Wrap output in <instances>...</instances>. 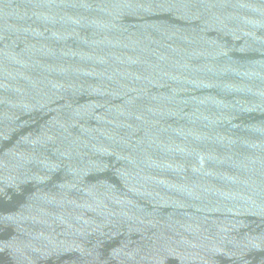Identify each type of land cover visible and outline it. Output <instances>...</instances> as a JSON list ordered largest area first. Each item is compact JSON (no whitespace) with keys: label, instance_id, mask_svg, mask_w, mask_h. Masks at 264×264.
<instances>
[{"label":"water","instance_id":"water-1","mask_svg":"<svg viewBox=\"0 0 264 264\" xmlns=\"http://www.w3.org/2000/svg\"><path fill=\"white\" fill-rule=\"evenodd\" d=\"M0 264H264V0H0Z\"/></svg>","mask_w":264,"mask_h":264}]
</instances>
